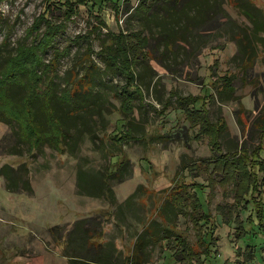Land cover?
Here are the masks:
<instances>
[{
	"label": "rangeland",
	"instance_id": "rangeland-1",
	"mask_svg": "<svg viewBox=\"0 0 264 264\" xmlns=\"http://www.w3.org/2000/svg\"><path fill=\"white\" fill-rule=\"evenodd\" d=\"M208 1L209 14L187 28L183 15L178 22L167 23L164 19L166 33L171 35L173 30L187 34L189 40V43L175 41L166 48L167 34L161 33L158 23L166 12L163 7L170 8L169 4H163L162 9L158 5L151 14L143 16L133 13L139 0L124 4L119 0L117 13L111 2L105 0L100 12L106 25L90 36L91 66L87 42L73 39L77 34H86L95 23L89 2L79 5V13L67 20L58 3L51 18L55 22L64 20L66 27L56 34L52 44L58 50L69 46L57 61L54 94L50 99L59 113H66L71 137L55 148L43 143L39 149L28 151L18 139V125L0 121V168L7 166L12 176L19 174L28 179L31 187V192L26 187L8 189L7 178L0 172V264H67L66 233L85 218L101 228L103 235L96 243L107 242L113 264H120L132 254L136 234L148 218L159 221L158 209L169 199L182 206L187 191L195 192L203 210L214 218L216 245L212 249L216 251L204 264H264V229L247 222L250 213L245 207H241L236 217L225 218L227 203L232 199L223 190H228L231 184L222 183L223 172L213 169L219 152L239 150L241 146L249 151L261 145L259 156L264 159V136L261 138L260 127L254 125L264 109V32H259L260 37L254 40L252 66L242 71L239 59L234 58L238 47L232 39V30H250V21L243 14L247 1L240 0V7L226 0ZM249 2L264 17V0ZM43 8L44 0H0V69L17 45L31 43L34 32L29 34V26ZM175 8L172 4V9ZM221 16L224 18L219 19ZM208 28L211 31L203 32ZM42 29L41 25L39 32ZM125 29L142 30L147 35L146 48L154 56L136 63L137 83L144 92L143 107H136L129 117L119 112V99L115 95L116 84L122 83L123 78L98 53L102 45L110 42V34ZM40 54L42 61L48 62L53 57V48L48 47ZM85 73L91 81L89 91L76 94L74 99L67 94L56 96L69 88L72 74L79 77ZM226 75L232 77L234 95L224 100L227 95H220L216 89L220 78ZM11 91L16 99L25 93L19 84L11 85ZM170 91L200 98L208 95V119L214 122L220 116L225 127L218 136L219 151L210 134L199 131L201 123L190 121L194 111L190 114L180 108L174 93L169 97ZM166 99L169 104L164 109ZM39 104H35V112L43 120ZM85 105L91 107L85 111ZM127 125L137 139L123 143L110 139L111 134H121ZM110 158L126 164L118 176L108 172ZM78 167L85 169L83 184L98 185L104 179L110 190L105 193L94 190V195L80 193ZM259 180L264 188L263 173L259 174ZM197 183L202 189L193 188ZM222 206L224 212L218 210ZM174 224L171 231L164 233L168 239L180 234L190 243L195 242L196 232L189 219L178 214ZM86 226L81 224L82 228ZM239 226L247 232L238 234ZM80 231L77 225L76 233ZM149 242L148 264H184L173 254L175 243L169 242L165 250L158 239ZM247 245L254 251L250 260L244 252Z\"/></svg>",
	"mask_w": 264,
	"mask_h": 264
},
{
	"label": "trees",
	"instance_id": "trees-1",
	"mask_svg": "<svg viewBox=\"0 0 264 264\" xmlns=\"http://www.w3.org/2000/svg\"><path fill=\"white\" fill-rule=\"evenodd\" d=\"M104 1L44 0L43 10L34 18L29 26V34L34 32L31 43L17 45L15 52L6 58L4 66L0 69V121L10 125L13 123L18 125V139L26 144L28 151L39 149L43 143H48L55 148L71 137L67 127L66 113H59L57 106L53 105L54 100L50 99L54 94L57 61L65 53L69 45L58 50L52 43L56 34L59 31H63L66 27L64 20L78 14L79 5H85L89 2L88 6L95 23L91 25L86 34H77L73 39H84L87 42L88 66H91L92 61L89 57V54L92 52L90 36L92 33H97L102 25H106L100 12ZM107 1L111 2L117 13L119 0ZM129 1L121 0L123 4ZM226 1L233 6H241L239 4L240 0ZM246 1L247 7L243 6V14L250 21V30H232V34L234 35L232 39L235 40L238 47L234 58L237 57L239 59L242 71H246L252 66L256 47L254 40L260 37L259 32H264L263 15L249 0ZM58 3L63 8L61 14L64 20L55 22L51 16L53 15V11L58 7ZM163 4H169L170 8L163 7ZM172 4L177 6V8L172 9ZM158 5H160V9L163 7L162 11H166L158 23V26L161 28L160 31L163 34L165 32L164 19L167 23L178 22L183 15L186 20L184 27L187 28V25L190 26V24L200 22L205 14L207 16L211 4L208 0H198L197 3L195 0H188L186 2L184 0H139L133 13L146 16L151 14L154 7ZM218 18L222 19L224 16ZM203 21L205 22L206 18ZM41 25L43 29L42 32H39ZM188 31L190 32V29ZM208 31L211 30L209 28L203 30V32ZM165 35L166 48H169L168 46L174 44L175 41L189 43L187 34L173 32L172 30L171 35L166 32ZM109 38L111 39L110 42L102 45L98 53L102 56L105 64L123 78L122 83L116 84L115 95L119 99V112L123 117H129L136 107H143L144 92L142 87L137 83L136 63L141 58L154 57L153 51L146 48L147 35L143 34L140 29L119 30L116 34H110ZM167 38L170 40H166ZM48 47L53 48V57L48 62H43L40 51ZM161 65L165 67L163 64ZM22 76L24 79L21 78ZM70 81L69 88L56 96L67 94L72 98L80 92L87 91L91 86L87 73L79 77H75L72 74ZM13 84L23 85L24 87L25 93L19 99L14 98L12 95L11 85ZM216 90L220 95H227L223 99H231L234 95L232 77L226 75L220 78V84ZM173 93L180 108L187 109L190 114L194 111L192 119L189 117L188 119L201 123V125L199 123V131L209 133L213 146L219 151L220 141L218 136L225 127L220 116L214 122L208 119L206 108L208 95L200 98L190 94L180 95L170 91L169 97ZM135 99H137V103L134 102ZM75 100L78 102V99L75 98ZM37 102H40L39 108L42 112L43 120H39L36 116L35 104ZM168 104L169 101L166 99L163 102L162 108L165 109ZM83 107L86 111L91 106L85 105ZM82 119L86 121L85 118ZM85 121L82 120L83 124L88 125ZM254 125L260 127L262 138L264 136L262 132L264 130V109L262 110V116L255 121ZM111 138L117 143L137 139L129 125L122 130L121 134H111ZM260 150H263L261 145L249 151L244 146H241L239 150L225 151V153L219 152L220 161L219 159L217 160L213 169L214 172H223L222 183L231 184L228 190H223V192L227 197H231L232 200L227 203L226 211L223 206L219 207L218 210L220 212L225 211L227 214L225 218H232L233 215L237 216L241 207H245L250 213L247 222L250 225L251 223L256 224L264 229V188L263 183H261L262 181L259 180V174H264V159L259 156ZM118 158L116 160H113V158L109 159L110 164L108 169L110 171L108 172L115 176H118L126 165L123 161L116 163ZM0 172L7 178L6 187L8 189L17 190L19 187H26L31 192L28 179L22 178L19 174L12 176L7 166L1 167ZM77 173L79 180H81L78 183L80 184V190H78L80 193L94 195V190L103 191L104 193L110 190L104 179H101L98 185L91 182L83 184V176H85L84 168L78 167ZM193 188L202 189V186L200 183H197L193 185ZM177 203L173 199H169V201L167 200L163 203L158 209L160 222L155 217L148 218L149 220L136 234L132 254L120 264H148L149 252L146 248L150 240L153 243L157 239L165 250L169 248V242L175 243L176 247L173 254L178 256L179 261L183 260L184 264H204V261L215 253L216 250L212 249L216 245V236H214L213 232L215 228L214 218L208 211L203 210L201 201L196 193L187 191L182 198V206ZM178 214H182L189 219L191 227L194 228L196 232L194 243H190L185 236L180 234L175 235L172 240L164 235L165 231L173 229L171 227L175 225L174 218ZM82 223L88 224V226L82 228ZM77 225L80 226L81 230L78 234L76 233ZM95 225L88 218L81 219L76 222L74 228L66 233L64 250L68 258L67 264H113L112 253H110V249L107 247V242L96 243V239H99L103 233L101 228L95 227ZM159 231L161 232L160 237L157 238ZM237 231L241 235L247 232L241 226L237 228ZM246 249L247 251H244L247 252L246 259L250 260L254 255L253 248L247 245Z\"/></svg>",
	"mask_w": 264,
	"mask_h": 264
},
{
	"label": "built area",
	"instance_id": "built-area-1",
	"mask_svg": "<svg viewBox=\"0 0 264 264\" xmlns=\"http://www.w3.org/2000/svg\"><path fill=\"white\" fill-rule=\"evenodd\" d=\"M248 264H253V263H248Z\"/></svg>",
	"mask_w": 264,
	"mask_h": 264
}]
</instances>
